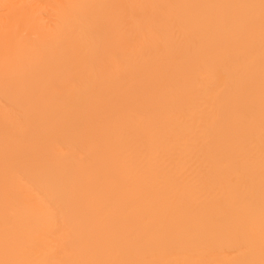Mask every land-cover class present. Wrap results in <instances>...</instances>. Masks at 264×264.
<instances>
[{
	"label": "bare ground",
	"instance_id": "6f19581e",
	"mask_svg": "<svg viewBox=\"0 0 264 264\" xmlns=\"http://www.w3.org/2000/svg\"><path fill=\"white\" fill-rule=\"evenodd\" d=\"M0 264H264V0H0Z\"/></svg>",
	"mask_w": 264,
	"mask_h": 264
}]
</instances>
